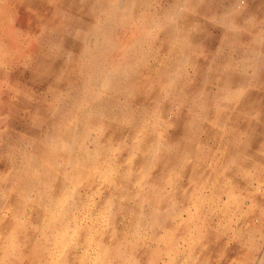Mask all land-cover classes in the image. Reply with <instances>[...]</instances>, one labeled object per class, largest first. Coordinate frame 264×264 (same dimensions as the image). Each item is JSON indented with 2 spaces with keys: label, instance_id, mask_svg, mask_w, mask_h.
<instances>
[{
  "label": "rangeland",
  "instance_id": "374dc122",
  "mask_svg": "<svg viewBox=\"0 0 264 264\" xmlns=\"http://www.w3.org/2000/svg\"><path fill=\"white\" fill-rule=\"evenodd\" d=\"M33 1L0 2V264H264V0Z\"/></svg>",
  "mask_w": 264,
  "mask_h": 264
},
{
  "label": "bare ground",
  "instance_id": "6f19581e",
  "mask_svg": "<svg viewBox=\"0 0 264 264\" xmlns=\"http://www.w3.org/2000/svg\"><path fill=\"white\" fill-rule=\"evenodd\" d=\"M18 1H21V0H18ZM109 1V0H108ZM115 1V0H114ZM122 2L123 1H119V0H117L116 1V4L118 5V6H122L123 4H122ZM235 129H239V133H241L243 130H242V126L241 127H239V128H234V130ZM260 132V131H259ZM97 137V136H96ZM234 137V136H233ZM250 140V139H249ZM256 142V141H255ZM257 143V142H256ZM231 144H232V148H231V150L232 151H234V150H237L238 149V147H237V145H236V138H232L231 139ZM245 144V147L247 146L248 147V150H246L247 151V155H249V148H250V142H248V140L244 143ZM138 147V146H137ZM146 147V146H145ZM148 148V147H147ZM260 150L262 149H264V145H260ZM149 150V149H148ZM143 151H145V150H143ZM167 154V153H166ZM165 154V155H166ZM251 156L252 155H250V156H248V158L249 159H251ZM131 157V156H130ZM131 159V158H130ZM255 160V159H254ZM258 161V160H257ZM65 162V161H64ZM259 162V161H258ZM262 164V163H261ZM264 165V164H263ZM60 169V168H59ZM233 169V168H232ZM237 169V168H236ZM56 170V169H55ZM230 170V169H229ZM59 171V170H58ZM60 171H61V169H60ZM246 171V170H245ZM59 173V172H58ZM66 173V172H65ZM249 174V173H248ZM258 175V174H257ZM235 176V175H234ZM244 178V177H243ZM254 178V177H253ZM229 179V178H228ZM231 179H233V178H231ZM264 180V179H263ZM239 181V180H238ZM237 181V182H238ZM236 182V183H237ZM250 182V181H249ZM248 182V183H249ZM264 183V182H263ZM234 184V183H233ZM240 184V183H239ZM242 184V183H241ZM262 184V183H261ZM251 186V185H250ZM231 187V186H230ZM260 188H261V186H260V184L258 183V184H256L255 186H253V190L255 191V193H258V192H260L261 190H260ZM264 188V187H263ZM236 189V188H235ZM262 189V188H261ZM239 190V189H238ZM253 193V194H252ZM252 193H248V198L251 200V202H253L252 204L254 205L255 204V202L257 201V202H259L260 203V205L263 207L264 206V201L261 199V194H263L262 192H261V194L260 193H258L259 194V197L257 196V198L258 199H254V197H255V195H254V192L252 191ZM245 197V196H244ZM144 199V198H143ZM245 199V198H244ZM235 201V200H234ZM233 201V202H234ZM249 202V201H248ZM236 206H237V204H236ZM249 207V209H251L252 208V205H250V206H248ZM261 208V207H260ZM240 210V209H239ZM252 210V209H251ZM261 216H262V214L260 215V216H257L258 218V220L261 222ZM246 221V220H245ZM250 221V220H249ZM248 223H250V222H248ZM258 260V259H257Z\"/></svg>",
  "mask_w": 264,
  "mask_h": 264
},
{
  "label": "crops",
  "instance_id": "0c3cea01",
  "mask_svg": "<svg viewBox=\"0 0 264 264\" xmlns=\"http://www.w3.org/2000/svg\"><path fill=\"white\" fill-rule=\"evenodd\" d=\"M11 1L12 3L16 2V3H20V2H25L26 5H29V6H32V5H35V2L33 0H21V1H18V0H0V2L2 3H6V2H9ZM61 3H66L67 0H59ZM69 2V1H68ZM75 2L76 0H70V3L75 5ZM2 6H4V4H2ZM247 140H243V144L246 142ZM246 151V148H245V145H244V148L242 150L243 153L247 154Z\"/></svg>",
  "mask_w": 264,
  "mask_h": 264
}]
</instances>
